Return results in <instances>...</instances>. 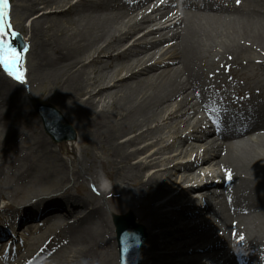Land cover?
Here are the masks:
<instances>
[{
    "label": "bare ground",
    "instance_id": "bare-ground-1",
    "mask_svg": "<svg viewBox=\"0 0 264 264\" xmlns=\"http://www.w3.org/2000/svg\"><path fill=\"white\" fill-rule=\"evenodd\" d=\"M72 1L13 0L3 22L0 53L15 30L28 46L25 74L12 69L25 81L0 73V202H11L0 222L37 232L2 250L0 263L120 264L107 212L117 202L145 229L140 264H264V0ZM170 6L168 37L150 31L123 45ZM166 39L169 62L148 65ZM33 85L49 90L86 145L53 158L60 175L35 132ZM99 174L109 193L96 188ZM69 176L88 188L83 198L64 187ZM26 183L53 199L23 195Z\"/></svg>",
    "mask_w": 264,
    "mask_h": 264
},
{
    "label": "rangeland",
    "instance_id": "rangeland-1",
    "mask_svg": "<svg viewBox=\"0 0 264 264\" xmlns=\"http://www.w3.org/2000/svg\"><path fill=\"white\" fill-rule=\"evenodd\" d=\"M76 1L77 0H73L72 3L74 4ZM165 1L166 0H160L159 3L163 4ZM238 2L239 1H237V3ZM13 4H14L13 3V0H10V1L7 0V15L4 17V20H3V22L5 24H8V18L9 17H7V16H9V13H10V10L12 9V7H13ZM164 12H166L167 14L165 15V17L163 19H161L159 21V23L157 25H155L151 29H142V30L138 31L132 37H130L128 40H126L125 42H123V45H126L125 47H128V45H130L134 41L138 40L139 38H141L143 35H145L146 33L150 32V31L157 32V34L152 35V36L149 37V38H153V41L154 40H158L160 38L162 39V38L168 37L169 31H171V28L170 27L175 22V21H171V19H172L171 16L174 15L177 11H176V9L174 7H171L170 6V7L166 8L164 10ZM178 14H180V13H178ZM15 18H17V16ZM30 20L31 19H29V18H27V20H25V26H28L29 25ZM159 33H162V36L161 37H159V35H158ZM16 38H19L21 44L24 46V49H23L24 50L23 53H24L25 50L27 49L28 43L26 42V40L24 39V37L15 30V31H13V40L16 41ZM12 43H14V45H15V42H12ZM171 46H172V42L168 41V39H166L163 43H161L158 46H156L160 50L153 57V59L151 60V62L148 63V65L149 64H155V63H167V62H169V53L168 52L170 51ZM166 65H168V68L174 66V65L172 66L171 64H166ZM162 69H164V67L161 68V69H159L158 70V73L161 72ZM0 73H1V71H0ZM13 78H14V80H16L14 76H13ZM22 80H20V82ZM24 81H25V79H24ZM17 83H19V82H17ZM240 85H242V84H240ZM43 88H44V91H43ZM43 88H41L40 86L39 87H36L35 85H33L32 89H31L32 94H33L34 97H36V99H39V102L40 103H33L32 104L29 101V109H30L31 113L35 117L34 120L37 122V129L35 131L36 134L38 135V137L40 139H46L47 140V142L49 143V145H50V147L52 149V152L54 154V156L52 155L50 158L47 156L48 157V164H51L52 167L54 166L56 168L57 172H58V175H60L61 171H65V170H61V167L59 168L57 166V164L54 163L53 158L60 157V158H63L65 160H68L69 157L65 156V151H66V149H71V148H74L78 155H84L83 154V147H85L86 145L85 144H82V145L80 144L81 141L76 136L75 131H74V128L67 123V121L64 119V117L61 115L60 111L56 107L57 104H55V100L53 99V95H50L49 90L45 91V86ZM233 103H234L233 105L236 107L237 106L236 100H233ZM249 103L256 104V105L259 104V102H257L256 99L250 100ZM39 104L50 105V106H52L54 109H56L60 113L61 117H63L64 121L67 123V125H68V127L70 129V132H72L73 135H74V139L73 140L62 141V142H59V143H56V142L52 141V139L46 134V132L44 130V127H43V124H42V121H41V118H40L39 113L37 111V105H39ZM200 115H204V114L199 111V113H197L196 115L192 116V119H195L196 117H199ZM67 135H68V132H64V133L60 134V136H64V137H66ZM208 137L211 138L213 136H208ZM63 143H65V145H66L65 148H63L64 146L61 147V145H63ZM156 148L150 149L149 152L146 155L151 154ZM143 157H145V156H142V158ZM70 165L71 164L68 161V167H70ZM152 171H155V170H152ZM143 173H144L143 174L144 179H147L152 174V172H143ZM64 187L67 188V189H69L70 190L69 193H71L73 196H77L79 198H83L85 196V194L89 192L88 188L85 186V184H83V181H79V182L74 181L71 178V176H69V179L64 184ZM96 188L100 192L109 193L111 191V188H112L111 181L108 178H106L104 175H100L99 174L98 181H97V184H96ZM210 188L211 189H217V187H215V186H210ZM34 189L35 190L36 189H38V190L40 189V194H39V197H37V198H42V199L43 198H47L48 199V198H50V196H51L50 194L52 193V192H50L51 191L50 189L40 188L38 186H36L35 188H33V186L31 185V183H26V184H24V186L22 188L23 195L24 194L27 195L29 193V191H32ZM173 194L174 193L166 194V196L162 200V202L164 200H166L168 197H171V195H173ZM47 199H44V200H47ZM52 199L53 198L48 199V201H50ZM34 200H31V202H29V203H34ZM37 200H39V199H37ZM208 201H209L208 203L210 204L211 201H212V198H210ZM25 202L26 201H23L22 203L24 204ZM9 203H11V202L8 201V200L1 201L0 202V210H1V208H3V206L5 204H9ZM14 205H15L14 207L17 208V209H21V207H22V205L21 204H18V203H15ZM119 207H120V204H118L117 202H111L107 206V212H108V216H109V221L111 222V225H112L114 231H116V230H115V227H114V224H113V217L114 216H124V215L129 214V212H130V214L132 213L131 215L133 216L135 223L138 224V225H140L142 227V229H143V236L144 237H143V243H142V246H141V249H142V247H143V245L145 243L146 233H145L144 227L141 225V223L139 221L138 211L135 210V209H132L133 211H126L124 213H120L119 212ZM168 208L169 207H167L166 209H168ZM76 211L79 213V215L76 216V217H79V216H81L83 214L82 213L83 210L80 209V208H77ZM208 216L210 217V215H208ZM76 217L68 219L69 220V223H72ZM3 227H10V225H8L7 223L2 224V222H0V228H3ZM42 227H43V224H42ZM42 227H40L41 230H43ZM26 238H27V236H26ZM117 245H118V243H117ZM165 251L166 250H164L163 247H162L160 249V254L161 255H166V252ZM140 255H141V250H140ZM140 257H139V264H140ZM119 263H120V261H119Z\"/></svg>",
    "mask_w": 264,
    "mask_h": 264
},
{
    "label": "water",
    "instance_id": "water-1",
    "mask_svg": "<svg viewBox=\"0 0 264 264\" xmlns=\"http://www.w3.org/2000/svg\"><path fill=\"white\" fill-rule=\"evenodd\" d=\"M0 11L6 13V8L0 5ZM21 48L19 52L22 51ZM37 111L42 120L44 130L52 141L59 143L74 139L73 133L70 132L60 113L52 106L39 104L37 105ZM64 132H68V135L66 137L60 136ZM113 224L116 229L121 264H139L140 250L144 237L142 227L135 223L131 214L114 216Z\"/></svg>",
    "mask_w": 264,
    "mask_h": 264
},
{
    "label": "snow or ice",
    "instance_id": "snow-or-ice-1",
    "mask_svg": "<svg viewBox=\"0 0 264 264\" xmlns=\"http://www.w3.org/2000/svg\"><path fill=\"white\" fill-rule=\"evenodd\" d=\"M0 5L3 6V8H6L7 7V0H0ZM6 16V13L3 12V11H0V36L3 35L4 33V30H5V25L3 24V20H4V17ZM6 42L3 41V40H0V45H5ZM8 52H11L12 53V58L17 62H19V55L16 54L14 52V50L11 49L10 45H7L6 46V49H5V55L3 57H0V64H3V66L6 68V69H9L10 70V65L8 63ZM16 79L20 80L22 79V77L20 75H17L15 77Z\"/></svg>",
    "mask_w": 264,
    "mask_h": 264
}]
</instances>
